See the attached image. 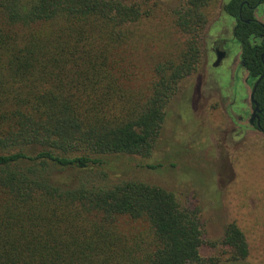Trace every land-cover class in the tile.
Instances as JSON below:
<instances>
[{"label":"trees","instance_id":"obj_1","mask_svg":"<svg viewBox=\"0 0 264 264\" xmlns=\"http://www.w3.org/2000/svg\"><path fill=\"white\" fill-rule=\"evenodd\" d=\"M240 1L222 11L236 16ZM214 5L182 0L159 17L171 33L161 32L145 79L135 60L156 3L0 0V264L203 262L197 210L161 187L109 177L126 158L151 155L167 105L198 71ZM263 32L240 22L234 34L252 80L264 41L249 37ZM254 97L264 112V79ZM220 244L235 261L247 256L234 223Z\"/></svg>","mask_w":264,"mask_h":264},{"label":"rangeland","instance_id":"obj_2","mask_svg":"<svg viewBox=\"0 0 264 264\" xmlns=\"http://www.w3.org/2000/svg\"><path fill=\"white\" fill-rule=\"evenodd\" d=\"M181 1L150 0L160 11L155 12L157 18L140 26L148 41L143 49L139 46L135 60L138 74L144 73L145 79L151 77L148 70L152 58L160 51L159 40L165 36L168 41L171 33V28L159 17L177 8ZM227 1L215 0L202 34L198 71L179 84L167 105L151 155L126 158L125 164L115 167V175L110 173L109 178L161 187L172 192L186 209L197 210L202 233L201 264H264V140L259 135L232 137L226 129L230 120L224 112L231 110L230 99L219 106L215 97L217 86L210 80L211 75L221 70L212 68L210 47L215 33L228 30L230 18L221 10ZM222 39L230 48V42ZM249 93L250 87L245 85V96ZM245 104L249 112L248 101ZM226 130L228 134L224 133ZM230 223L245 237L247 256L242 260L231 259L229 249L220 244Z\"/></svg>","mask_w":264,"mask_h":264},{"label":"flooded vegetation","instance_id":"obj_3","mask_svg":"<svg viewBox=\"0 0 264 264\" xmlns=\"http://www.w3.org/2000/svg\"><path fill=\"white\" fill-rule=\"evenodd\" d=\"M223 3V5L230 2ZM264 0H241L238 6V12L236 16H229L223 11V15L230 18V24L228 30H221L215 33L213 36V47L210 51V58L212 59V68L219 69L213 75L210 80L217 86L215 94L217 93V103L219 106H223V102L230 99V112L224 110L227 114L230 123L226 127L229 133H232V137L242 138L243 136H258L264 140V112L260 108L259 104L255 100V91L258 84L264 79V69L260 76L252 80L245 68L244 58L242 57V49L240 43L235 39V32L239 27V23H243L247 29L251 26L252 22L257 23L264 30V20H260V17L264 18ZM228 40L231 44L230 48H227L226 41ZM251 44H261L264 41V32L260 35H251L249 37ZM264 52L260 56V60L264 67ZM225 63V65H223ZM237 63V66H236ZM210 64V63H209ZM258 82L253 98L258 106V110L255 111V105L250 99L252 90L255 84ZM250 87V93L247 97L244 94V86ZM213 97V96H211ZM248 101L249 112L246 111L245 102ZM233 108V109H232ZM223 110V109H222ZM246 111V112H245ZM246 123L242 124V120ZM250 132V133H249ZM227 133V130L224 132Z\"/></svg>","mask_w":264,"mask_h":264},{"label":"water","instance_id":"obj_4","mask_svg":"<svg viewBox=\"0 0 264 264\" xmlns=\"http://www.w3.org/2000/svg\"><path fill=\"white\" fill-rule=\"evenodd\" d=\"M259 81H260V79H259V80L257 81V83L255 84L254 89L252 90V93H251V95H250V99H251L252 103L255 105V111L258 110V106H257V104L255 103V100H254V98H253V95H254L255 88H256V86H257V84H258Z\"/></svg>","mask_w":264,"mask_h":264}]
</instances>
